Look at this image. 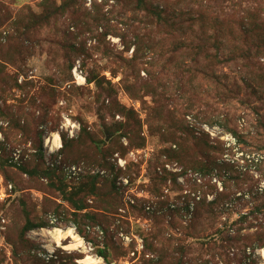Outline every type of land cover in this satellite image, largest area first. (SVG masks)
Here are the masks:
<instances>
[{"label":"rangeland","instance_id":"rangeland-1","mask_svg":"<svg viewBox=\"0 0 264 264\" xmlns=\"http://www.w3.org/2000/svg\"><path fill=\"white\" fill-rule=\"evenodd\" d=\"M147 6L0 0V264H175L181 257L187 264H264V249L245 253L239 239L229 248L218 233L264 202V0ZM76 67L84 80L75 78ZM188 116L198 124L191 127ZM201 124L232 135L236 146L211 138ZM58 133L62 148L51 156L85 167L76 184L47 163ZM65 139L73 141L67 150ZM215 143L227 149L220 159L230 167L212 176L196 167ZM92 177H100L95 191ZM121 177L129 185L119 194ZM237 180L254 184L257 201H236L214 218L207 205L223 194L234 199ZM75 186L85 189L71 192ZM71 196L86 206L82 215L98 219L79 218L82 229L90 225L84 235ZM261 217L244 223L242 234L256 239ZM28 221L49 226L24 234ZM56 229L80 241L58 246L48 235Z\"/></svg>","mask_w":264,"mask_h":264},{"label":"trees","instance_id":"trees-1","mask_svg":"<svg viewBox=\"0 0 264 264\" xmlns=\"http://www.w3.org/2000/svg\"><path fill=\"white\" fill-rule=\"evenodd\" d=\"M136 2H137V6H138V8L140 10H142V11H147L148 10L147 0H136ZM60 10L65 11V9L63 7H61ZM154 16H156L159 19H162L161 12H159L158 8L154 9ZM37 24H39V23H37ZM242 28H243L242 31H244V33H243L244 36L247 37L249 35V33H250V25L247 24V20L244 22ZM229 34L231 36H233L235 33L234 32H230ZM90 83H92V81H90ZM135 124H136L135 127L132 128L133 130H137V127L139 125L137 121H135ZM138 131H139V129H138ZM131 132H132V130L131 131L129 130L126 133H124L123 136L129 137ZM84 133H85V135H87V137L89 138L90 141L94 142L95 145H97V142L94 139H92L90 137V135L87 134L86 131ZM203 138L209 139V137H203ZM199 139H202V138H199ZM71 142H73V141H69V140L65 139V141H64V149L65 150H67L71 146ZM215 144L209 145L210 148H211V151H212L211 156L207 160L201 162L199 164V166L196 167V170H198V171H200L202 173H205L207 175L209 174V175L214 176L215 174H218L219 172H222L223 170L225 171L226 170L225 168L230 167V164H228V163H226V161H222V159H220V156L221 157L224 156V154H225L227 149L221 143H217L216 145ZM170 157L171 158H176L174 156V152H173L172 156H170ZM72 164H79V163H72ZM54 170L60 171L62 176H63V179L66 181L65 176H64L63 172L60 169L56 168ZM45 176H53V174L51 173V170L50 171L48 170V172L45 173ZM92 178H94V179L92 180V184L90 185V188H91L92 191H95L96 190V186H95L94 183H95V181L97 182L98 178H100V177H92ZM246 181L237 180V182H235L234 186L237 189H236V191L233 194L234 195L233 196L234 199H231L232 196H230L228 194H223V196L221 198H217L216 200H214L213 202H211L210 204L207 205L210 214L214 218H220V217H222V215L224 213L232 211L233 208H235L234 206H235L236 201H240L241 202V201L246 200V199H249L252 202L257 201V197L260 196L259 193H256L254 191V188H255L254 184L252 185L249 182H247V184H250V185H244L243 183L246 182ZM74 183L76 184V182H74ZM66 184H67L66 187L70 188V185H68L69 183L66 182ZM225 187H226L225 192L226 191L228 192L229 187L228 186H225ZM74 189L77 192H83L85 188L84 187H79L78 188V187L75 186V187H73L71 192H73ZM65 190L66 189H64V191ZM115 190L119 194L122 193L121 189L118 188L117 186H115ZM237 194H240V197L238 198V200L235 199V196ZM69 201H72L74 206H75L76 213H73V216H74L73 220H74V222L76 224L77 230H78V232L80 234L84 235V233L87 230V227L90 226V225L86 224L87 226H84L85 229H82L81 226H80L79 218H84L85 219V221H84L85 223H91L92 225L96 224L98 219H97V217L95 215H89L88 213H84V215H82V213L84 211H86L87 208H86V206L83 203L75 202L74 197H72V196L69 197ZM52 216L54 217V215H52ZM261 216L264 217V202L252 206V208L250 209L248 214H242L241 218H240V220H241L240 222L241 223H238L239 222L238 221V222H236V224H234V223L231 224V225L225 224L224 229L218 231V233L221 234L222 237H224L223 240L226 241L227 246L229 248H232L233 242L237 241L239 239L240 241H242V244H243L242 247H243V250H244L245 253H246V251L248 249H251V251L253 253H255L257 250L264 249V231L259 236H256V239H252V236H250V235H248V236L245 235L244 236L242 234V230H243V224L244 223L249 222L251 220H253L251 222L262 220ZM50 219H51V216H50ZM263 221H264V219H263ZM251 224H252V226L250 228H254L256 226L253 223H251ZM236 225H239V226L236 227ZM48 226H49L48 222L36 223V222H33V221H28L27 225L24 228V234L29 233L31 231H34V230H36L38 228H45V227H48ZM260 227H262V229H263L264 228L263 224H261ZM146 246H147L148 250L151 249V245L149 244L148 240L146 241ZM99 255H100V257H102V258H104L105 260L108 261V253H107V251H105V250L99 251ZM151 263L155 264L153 261ZM156 264H161V263L159 262V263H156ZM175 264H187V263L184 260V258L181 257L179 259H175Z\"/></svg>","mask_w":264,"mask_h":264},{"label":"built area","instance_id":"built-area-1","mask_svg":"<svg viewBox=\"0 0 264 264\" xmlns=\"http://www.w3.org/2000/svg\"><path fill=\"white\" fill-rule=\"evenodd\" d=\"M87 2L89 4H91L92 0H87ZM82 74L83 73H82V71H80V67H76L75 71H74V76H75V78L78 81H80V79H83ZM187 121H188V123L190 124L191 127H194L196 124H198V123H196V120L192 116H188L187 117ZM201 129H203L204 132L208 133L211 136V138H213V139L218 138V136H219V134H215L216 132L214 130H212L207 124H201ZM58 136L61 139V136H60L59 133H58ZM219 138L221 140H224V141L226 140L225 142L227 143V146H231V145L236 146V144H237L236 138H234L232 135H230L229 137H224L223 135H220ZM47 141H50V140H47ZM53 142H54V139H53ZM50 144L51 143L47 144V146H49ZM53 147H54V144H53ZM61 148H62V146H61ZM61 148H57L56 147V150H54V148H50V151H49L50 153H49V155L47 157L48 165L51 166V168H53V169H56V168L60 169L63 172L64 176H66V178L68 179L69 182H78V181H80L82 179V177L86 173L85 167H83L81 165H65L63 163L62 157L60 155L57 156L56 159H53V157L51 156V154H54L56 151H59ZM14 156H15L16 160H18L20 158V154L19 153L14 154ZM116 158L118 160V165L121 168H125L126 167V162L123 161V159L120 158L119 156H117ZM98 174L104 175L105 172L104 171H98ZM128 185H129L128 179L122 178V177L118 179V187L119 188L124 190ZM51 220H52V223L57 221V219L55 217H53V216H51ZM89 230H90V228H89ZM97 231L102 233L99 228H97ZM126 239L128 240V238H126Z\"/></svg>","mask_w":264,"mask_h":264},{"label":"bare ground","instance_id":"bare-ground-1","mask_svg":"<svg viewBox=\"0 0 264 264\" xmlns=\"http://www.w3.org/2000/svg\"><path fill=\"white\" fill-rule=\"evenodd\" d=\"M80 80H82V79H80ZM60 141H61L60 137L58 135H54V146L61 148V145H60L61 142ZM49 143H51V142L48 141V144ZM48 235L51 237L52 240H54L56 242V244L58 246L64 245L63 241L68 239V238H72L74 241H78V242L80 241V240H78V237L73 233L72 230H68L67 232H64L61 229H56L54 231L48 232ZM262 254L264 257V250L262 251ZM91 260H92L91 258H88L87 261L85 262V264H94V263L90 262Z\"/></svg>","mask_w":264,"mask_h":264}]
</instances>
